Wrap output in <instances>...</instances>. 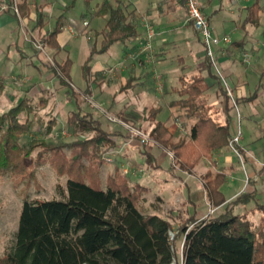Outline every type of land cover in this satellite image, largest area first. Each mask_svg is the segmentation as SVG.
Returning <instances> with one entry per match:
<instances>
[{
    "label": "trees",
    "instance_id": "16d2710c",
    "mask_svg": "<svg viewBox=\"0 0 264 264\" xmlns=\"http://www.w3.org/2000/svg\"><path fill=\"white\" fill-rule=\"evenodd\" d=\"M90 1L85 0L87 4ZM181 2L184 4V0ZM74 3L72 0L64 11ZM28 9L20 5L23 15ZM259 12L257 4L248 7L243 27H257ZM94 16L106 20L100 47L92 46L82 66V77L88 82L93 77L91 63L95 56L106 53L114 44L126 45L139 35L135 16L119 0H102ZM62 19L63 14L52 31L40 37L43 46L56 54L62 51L57 42ZM38 22L42 24L41 16ZM229 43L242 50L240 44L244 43V37ZM59 64L64 65V77L54 70L50 71L51 75L58 79L60 86L67 87L71 61L67 59ZM204 64L210 72L213 67L207 56ZM217 82L225 99L223 122L220 121L223 109L208 103V85L200 71L181 75L172 88L177 98L169 107L179 113L177 119L191 122L188 134L175 138L167 123L154 120L161 109L147 112V120L153 122L148 135L173 153L183 171L193 169L203 158H210L232 139L229 113L233 106L219 78ZM4 87L5 80L0 77V96ZM66 91L67 98L71 99L74 92ZM84 91L91 94L90 87ZM34 108L31 99L25 97L0 115V176L9 174L14 189L21 186L17 193L22 195L17 230L12 244L0 257V264H171L177 259L175 242L179 238L182 240L180 264H264V205L257 202L255 192H245L226 202L220 190L224 175L207 171L202 175L206 198L217 211L203 219L188 217L171 238L170 220L147 212L144 204L150 189L134 180V167L129 166V173H124L120 162L114 159L112 173L102 179V167L106 165V158L114 155L111 151L118 146V138L130 139L127 128L126 131L123 127L108 130L102 115L78 109L68 113L64 126L73 134L84 135L85 139L54 144L43 140L53 133L56 119L39 121V128L34 132L36 121L30 118ZM20 119H24V128ZM27 131L33 133L27 134L29 140L23 141ZM86 144L92 147L89 155ZM28 160L30 163L26 164ZM47 163L57 177L66 178L65 186L55 187L58 198H29L26 190L32 184L40 187L34 165L43 167ZM252 202H255L253 208L235 213L237 207H246ZM255 213L260 214L257 221L251 220Z\"/></svg>",
    "mask_w": 264,
    "mask_h": 264
},
{
    "label": "rangeland",
    "instance_id": "374dc122",
    "mask_svg": "<svg viewBox=\"0 0 264 264\" xmlns=\"http://www.w3.org/2000/svg\"><path fill=\"white\" fill-rule=\"evenodd\" d=\"M28 1L33 2L32 0ZM226 1L227 0H217V3L221 2L223 6L226 5L227 7L231 5L235 12L239 9H243V16H246L247 8L254 6V4H257V6L260 8V12L258 13L260 15V22L257 27L248 26L246 28V34L242 31L233 32L231 29H227L226 33H228L232 42L239 41L244 37L245 51H233L232 55L230 56L232 57L231 62L233 61L234 65L238 69L237 72L239 73V77H241L240 80L244 83L246 94L249 96L252 95L255 90H258V95L254 99L251 106L252 110L248 109V102H240L234 107L230 124L231 133L233 136H235L237 132L240 131L242 135L239 141L240 145H242L246 150H249L252 154L257 155L260 158L261 163H264V0H232L231 3H226ZM34 2L40 5L47 4L43 8L46 17V23L43 28L40 30L38 27L34 28L36 16L34 13H31L29 18L21 21L20 27L16 26V33L18 37L16 34L12 35L8 31L10 30L9 28L0 31V48L3 47V50H7L8 53L3 56V59H0V73L7 77L11 74L15 76L13 79L9 78V81L11 82L8 83L9 85L6 86L5 91L0 96V115L1 113L6 112L8 108L15 106L25 96L32 97V100L35 102V104H38V102L42 99H47L49 100L48 105L52 106V109H45V106L43 109V107L40 105H34L35 108L33 110L35 113L31 110L32 112L30 118L34 122L36 121L32 130L34 132L37 131L39 128V121L45 122L48 118H55L57 121V126H55L53 133L44 138L43 141L52 142L54 144H59V141L64 143H77L79 140L83 141L85 139L84 135L73 134L64 126V119L68 113L78 110L74 100L69 101L66 98V89L68 91L70 90L71 93L72 91L74 92V96L76 95V100L83 104V111H93L95 115H102L103 121L106 124V128H108V130H116L117 128L114 125L117 124V126L120 128L123 127L124 129H128V138H130L129 142L139 140L142 143V140L144 139L146 146L155 144L156 141H154L148 135V132L152 129L153 125H150L147 121H141L142 117L144 116L143 114H145V111L147 112V110L152 107H162V110L158 113L155 120L165 121L169 115V110L162 105L159 96L152 89V80L150 77L146 81H144V78H140V75L138 74L140 72L139 70H141L139 69L140 67L136 68L135 73H127L128 71H123L129 66V63L124 62V60L128 62L133 61L137 65L138 63L131 57L128 58V60L124 59L121 45L114 44L106 54L97 56L92 63V66L94 67L96 62H98L100 67L105 68L107 72L110 73V75L107 76L108 84L102 83L98 85L94 82H90V80L89 85H87L88 81H85V79L82 77V66L89 51L88 46L90 45H88L86 37L91 39V45L94 46L95 44L97 49L100 47L103 40L102 30L92 35V32L94 30L97 31L99 26L98 21L95 18L90 17L93 13L94 5L97 2H100V0H92L89 4H87L85 0H75L73 7L66 11H64V9L70 5L71 0H34ZM227 7L223 8L224 12H222V15L224 18L230 17L228 15L230 8L227 9ZM12 9L14 12L15 9L17 10L16 5H13V3ZM15 13H17V11ZM61 14H63V26H66L68 31H72L76 35L73 36L72 40L66 45L65 53L60 51L58 54H56L53 49L43 46L40 37L32 40L33 45H31V48L30 43L25 42L24 44L26 47L22 49V53L21 51L19 52V50L15 49V45H19V39H23V37H25L23 35L24 33H26L30 39L31 33L37 37L39 36V33L43 34L44 32L53 29L57 24V17ZM100 20L103 21V19ZM20 30L22 31V34L19 35L18 31ZM222 37L224 36H220V38ZM31 49L36 55H38L39 61H43L44 63V65L39 64L40 62H38V59H34L32 60L33 64H39L41 71L47 70L50 75L52 74L50 71L54 70L58 75L64 77V65H60L59 63L65 62L67 59H64V56L67 55L71 61L70 85L67 87L59 86V88L56 90H50L48 86V91L44 93H36V95L30 94V92L28 93L26 88L28 85L36 83L40 84L46 80H42V77L37 73L35 67L31 64H28L30 59H28L26 54L30 55ZM215 57H221L220 52H215ZM244 57H247V60H245ZM152 67V64H146L144 70L147 71L148 69L150 71ZM218 71L221 74L220 67ZM190 72L193 71L189 69L184 70L185 74H190ZM177 73L180 74V71ZM131 74L136 77L134 83L139 84L142 82V86L144 89H146V91L138 84H136L134 88L122 92L120 91L122 86L125 85L128 76ZM203 74L205 75L204 71ZM26 75L31 77V82L27 84L23 82V78ZM111 75H116L114 80H111ZM55 79L57 82L58 79ZM222 80H224V78ZM227 82L229 81L227 80ZM14 83H16V85H20L21 89L14 90V88H12L13 85H15ZM171 85L174 86L176 83H168L169 87ZM40 86H44V84H41ZM87 86H89L90 89L92 88L90 95L86 94L84 91ZM74 96L71 99H73ZM176 98V95L168 94L166 96V101ZM213 100V96H210L208 102L213 103ZM94 104L99 106V108L94 107ZM101 109H104L107 112L100 111ZM120 112H126V114L121 113V115H118ZM110 122H112L114 125L111 126ZM24 123V119H20V125L23 128L25 127ZM138 127L145 129L146 132L142 131L141 129L137 130ZM32 133V131H27V133L25 132L26 138L23 139V141L29 140L27 139V134L31 135ZM123 139L118 138V146L111 151V153H114V155H109V158H106L105 160L106 165L102 167L103 181L105 180L107 174L112 173L114 159L117 161L122 159L121 156L118 155V148L127 146ZM86 145V154L89 155L91 153L92 147L89 144ZM230 150L231 149L229 148V152L232 153L233 157L231 163L232 167L227 168L225 171L226 180L221 186V191L224 193L226 198L236 190L235 186L237 180H235V178L238 175L243 176L244 174V165L233 154V151ZM237 150L240 154L239 146ZM169 156H171V159L175 158L172 153H169ZM108 159H111V161H108ZM28 162L30 163L28 160L26 164H29ZM221 163H223V161H221ZM258 166L260 167L259 164ZM34 169L38 176L40 187L37 188L36 185L32 184L30 188L26 190L29 198H40L46 200L58 198L55 187L57 184L64 187L66 184V178L57 177L50 169L48 163L43 167H40V165L38 166V164H36L34 165ZM121 169H124V164L121 165ZM104 183L105 182H103V184ZM143 183L144 185L153 188V194L150 195L153 199L155 196H161L167 199L166 205L172 208L177 207V203L172 198L174 195L173 187L176 186L175 183L169 182L163 191L155 188L157 185L154 181ZM257 184V187L260 190L258 196L259 200H257V202L264 205V178L260 179ZM19 188H21L20 185ZM19 188L17 190L14 189L13 181L9 174L0 176V254L5 250L6 247H9L12 244L14 234L17 230V224L22 207V195L19 196L17 193ZM175 192L178 195H181L182 198L183 196L185 197L184 189H180ZM23 194H25V192ZM191 196L193 197L195 206L192 207L186 205L183 207V209L187 210L189 214H197V216L205 215L208 217L216 211V208L210 206L205 200L200 187L193 186ZM254 204L255 202L250 203L247 208H253ZM145 205L147 212L149 213V208H147L149 206V201H147ZM166 209V207L160 208L161 213L156 214L167 217L170 220L172 227L171 238H173L178 227L181 226L188 217L183 216L182 213L180 216H177L179 212H173L170 210L168 211ZM244 211V207H237L235 209L236 214H240ZM259 216L260 215L258 213H255L251 217V220L257 221ZM175 247L177 259L172 263L180 264L182 257V240L180 238L176 240ZM0 257L2 256L0 255Z\"/></svg>",
    "mask_w": 264,
    "mask_h": 264
},
{
    "label": "crops",
    "instance_id": "0c3cea01",
    "mask_svg": "<svg viewBox=\"0 0 264 264\" xmlns=\"http://www.w3.org/2000/svg\"><path fill=\"white\" fill-rule=\"evenodd\" d=\"M32 1L33 2L30 1L31 2L30 3L28 0H0V31L9 28L10 30L8 31L12 35L16 34V36L18 37L16 33L17 27H20L21 21L29 18L31 13H34L36 16V20H35L36 23H35L34 28L38 27L39 30L43 28V26L46 23L45 21L46 17H45L43 8L47 4L40 5L34 2V0ZM101 1L102 0H100V2ZM119 1L123 2V5L126 6L127 11L129 13L130 12L133 13V15L135 16V20H137V23L139 26L138 37L135 38L134 40H131L130 42H127L126 45H121L122 55L124 56V59L128 60V58H130L131 55L136 51V49L142 44L144 36H145V32H146L145 24H149L154 31V37H153V42H152V62L150 63L153 66L152 69H150V71L148 69L147 71L144 70V67H146V64H149V63H144V62L138 63L139 65L138 66L133 61L128 62L124 60V62L129 63V66L126 67L125 70L123 71L125 72L128 71L127 73L129 72L135 73L136 68L140 67L139 69L141 70H139L140 72L138 73L140 75V78H144V81H146L150 77V79L152 80V85H151L152 89L159 96V99L161 100L162 105L165 106V108L169 110V115L167 116L165 121H160V120H157V121L167 123L171 134L175 138H179L181 136L188 134L191 122L188 120L181 121L179 118L178 119L176 118L179 115V113L174 112V110L169 107V104L173 102L175 99L166 101V96L168 94H173L172 88L178 84L179 77L185 74L184 70L186 69L193 71V72H190V74L196 71H200L201 75L205 78V81L208 85V101H209L210 96H213L214 98L213 103H209V102L208 103L223 109L222 116L220 118L221 122H223L224 119L226 118V113L224 110L225 99H224V96H221V93L219 91V84L217 82V78L221 80V83L226 90V94L230 101V104L233 106V109L229 113L231 117L230 124H231L232 113H233L234 107L237 106L238 103L248 102L247 104L248 109L252 110L251 106H252L254 99L258 95V90H255L252 95L248 96L246 94V91L244 89V83L240 80L241 77H239V73L237 72L238 69L234 65L233 61L231 62L232 57H230L233 51H236L238 49L234 48L233 45H231L230 43L226 45H221L220 47L216 48L215 52L217 51L220 52L221 57H218V58L215 57L216 69L212 68L210 72H208L204 64L205 55H204L203 46L201 44L198 34L194 31L192 26H190L186 22L185 8L181 0H119ZM231 1L232 0L230 1L227 0L226 3H231ZM100 2H97L94 5L93 13L90 16L91 18H95L98 21V26H99V29L97 31L94 30L92 32V35L103 29L105 20H106V18L94 16L96 6ZM12 3L13 5H16L17 13H15L12 9ZM22 4H24L26 7H29L28 9L29 12L25 15H23L20 10V5ZM199 4H200V7L203 13L209 18L211 30L214 36H217V37L228 36L229 37L228 33H226L227 29H231V31L233 32L242 31L246 34V28L248 26L243 27L245 17H246V16H243V13H244L243 9H239L238 11L235 12L231 5H230L231 7L230 6L227 7L226 5L223 6L221 2L217 3V0H199ZM2 6L3 7L5 6L6 9L3 10L1 8ZM34 7L38 8V10L34 11ZM224 7H227V9L230 8V12L228 14L230 16L229 18H224V16L222 15V12H224L223 10ZM39 16H41L42 24L38 22ZM58 18L59 16L57 17V21H58ZM100 19H103V21H101ZM61 26L62 27H61L60 33L57 36V42L59 46L62 48V53H65L66 45L72 40L73 36H76V35L74 32L68 31V28H66V26H63V24ZM50 31H52V29L46 32H50ZM46 32H44L43 34H45ZM18 34L19 35L22 34V31L21 30L18 31ZM43 34L39 33V36L35 37V35L31 33V36H30L31 38L29 39V36L26 33H24L23 35L25 37H23V39L21 38L19 39V42H18L19 45H15V49L19 50V52L21 51L22 53L23 52L22 49L26 47L24 44L25 42L30 43V48H31V45H33L32 40H35L41 37ZM86 38H87L88 45L89 44L91 45V39H88V37ZM90 45L88 46L89 51H88L87 56L85 57V59L83 58L84 61L86 60V58L91 52L92 45L91 46ZM240 45L243 46L242 48V51H243L245 47L244 43L243 44L241 43ZM6 53H7V50H3V47H1L0 48V59L1 58L3 59V56ZM106 53H103V54H106ZM103 54H100V55H103ZM26 55L28 59H30V62L28 64H31L35 67V70L42 77V80L46 79L45 82L43 81V83H40V84L36 83V84L28 85L26 87L27 92L28 93L30 92V94L32 95L33 94L36 95V93H41V92L44 93L48 91V86L50 90L51 89L56 90L57 88H59L60 84L58 80L56 82V79L53 78V76H51L47 70L41 71L39 64L44 65V63L43 61H39L38 55H36L32 49H31L30 55L28 54ZM97 56L94 57V60ZM64 57H65L64 59H69L67 55H65ZM34 59H38V62L40 63L34 65L32 62V60ZM92 63H91V75H93V77L91 78L90 82H94L98 85L102 83L108 84L107 76L110 75V73H108L105 68L100 67L98 62H96L94 67L92 66ZM217 66H218V69L220 67L221 74L218 71ZM178 71H180V74L177 73ZM203 71L205 72V75L203 74ZM190 74H185V75H190ZM95 75H98V77L95 78L94 77ZM0 77L5 80V87H4V91H5L6 86L9 85L8 83L11 82L9 81V78L13 79V77L15 76L11 74L10 76L7 77L0 73ZM115 77L116 75L110 76L111 80H114ZM223 78L225 81L222 80ZM135 79L136 77L134 75L132 74L129 75L125 85L122 86L120 91L122 92L128 89L134 88L136 84H138V83H134ZM226 79L229 82H227ZM23 82L25 84L30 83L31 77L27 75L24 76ZM90 82H88L87 85H89ZM170 82L171 84L176 83V85L174 86L171 85L169 87L168 83ZM14 84L15 85H13L12 87L14 88V90L21 89L20 85H16V83ZM41 84H44L45 87L40 86ZM54 84H55V87H54ZM138 85L142 89H144L142 86V82H140ZM144 90L146 91V89ZM91 91H92V88H91ZM65 94L67 98L68 92L66 91V89H65ZM238 95H243V96H238ZM75 96L73 99H70V98H67V99L69 101L74 100L76 108L83 110V104L79 103L76 100ZM26 98H30L35 106L40 105L41 107H43V109H44V106H45V109H52V106L48 105L49 100L47 99H42L38 102V104H35V102L32 100L33 99L32 97H26ZM94 107L99 108V106L95 104H94ZM151 109H161L162 110V107H152L149 110ZM149 110H147V112ZM100 111H106V110L101 109ZM85 112L93 113V111H85ZM147 112L145 111V114H143L144 115L143 117L141 115L142 117L141 121L144 120V121H147L150 125H153V122H150L147 120ZM121 113L126 114V112H120L118 115H121ZM158 113L156 114L154 120L156 119ZM114 126H116V128L119 127L117 125H114ZM137 130H140V129L137 128ZM230 132H231V127H230ZM231 137H233L232 133H231ZM124 142L127 146L118 148V151H119L118 155H120L122 158L118 162H120L121 165L122 164H124L125 166L130 165L134 168H137V169L140 168L143 170V172H137L136 174H134L133 178L134 180L138 181L142 186L148 187L150 189V192L146 195V202L149 201V206L147 207L149 208L148 209L149 213H161L160 208L166 207L167 208L166 210L168 211L170 210L173 212H180L182 213L183 216H186V217L195 216L198 219H203L206 217L205 215L197 216V214H189V212L187 210H184L183 207H185L186 205L192 206V207L195 206L193 197L191 196L193 186H198L202 189L205 200L209 203L210 206H212V204L206 198L205 182L202 179V175L205 174L209 170L214 173H222L225 177L224 179V182H225L226 180L225 171L227 170V168L232 167L231 163L233 159L232 153L229 152L230 147L228 145L224 148H221L213 152L210 158H203L201 161H199V163L193 169L189 171H183L179 168V165L177 164L178 162L177 158L175 157L174 159H171V156H169V153H172V152L162 148L157 142L155 144H151L148 146H146L145 143H141L139 140L129 142V140L127 139ZM238 146H239L240 154L237 155L234 152L233 154L244 165V174L243 176L238 175L235 178V180H237L236 186H235L236 190L232 194H230V196L226 198L224 193L222 191L221 192L224 195L226 202H229L235 199L237 196L245 192H255L257 196L256 200H259L258 196H259L260 190L257 187L258 185L257 183L260 181V179L264 178V163H261L260 158L257 155L252 154L249 150H246L242 145H240V143H238ZM147 154L149 156H147ZM221 161H223V163H221ZM258 164L260 165V167L258 166ZM149 181H154L157 185L155 186V188L160 189V191H163L165 186L169 182L175 183L176 186L173 187L174 195L172 198L177 203V207L172 208L166 205L167 199H165L164 197L155 196V198L153 199L152 196H150L153 194V188L146 186L143 183V182H149ZM180 189H184L185 197L183 196V198L181 195H178L175 192ZM220 190H221V187H220ZM145 204L144 206H146ZM247 207L248 205L244 207L245 211L248 209H251ZM216 211H217V208H216ZM3 254H4V251L0 255L3 256Z\"/></svg>",
    "mask_w": 264,
    "mask_h": 264
},
{
    "label": "built area",
    "instance_id": "2783aa9c",
    "mask_svg": "<svg viewBox=\"0 0 264 264\" xmlns=\"http://www.w3.org/2000/svg\"><path fill=\"white\" fill-rule=\"evenodd\" d=\"M184 8L186 13V22L190 24L194 31L198 34L204 49L205 56H207L210 60L212 67L216 69L215 49L220 47L221 44H228L230 42V38L228 36L220 38L212 34L210 23L200 7L199 0H184ZM2 9L5 10L6 7L4 6L2 7ZM16 11L17 10L15 9V12ZM145 27L146 32L143 42L131 55V58H133L137 63L152 62V42L154 31L149 24H145ZM244 58L245 60H247V57ZM240 139L241 133L240 131H238L237 134L232 137L228 144L230 149L237 155H239V152L236 147ZM142 143H145L144 139L142 140ZM108 161H111V159H108ZM129 166L130 165H124V173H129ZM141 171L142 169L140 168H134L132 172L133 174H136V172Z\"/></svg>",
    "mask_w": 264,
    "mask_h": 264
},
{
    "label": "water",
    "instance_id": "95a60500",
    "mask_svg": "<svg viewBox=\"0 0 264 264\" xmlns=\"http://www.w3.org/2000/svg\"><path fill=\"white\" fill-rule=\"evenodd\" d=\"M169 234H170V236H172V233L171 232ZM171 264H173V263H171Z\"/></svg>",
    "mask_w": 264,
    "mask_h": 264
}]
</instances>
